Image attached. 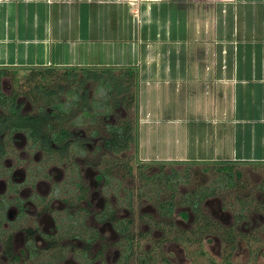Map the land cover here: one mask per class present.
<instances>
[{"label":"crops","instance_id":"obj_1","mask_svg":"<svg viewBox=\"0 0 264 264\" xmlns=\"http://www.w3.org/2000/svg\"><path fill=\"white\" fill-rule=\"evenodd\" d=\"M0 67L131 68L141 160L264 163V0H0Z\"/></svg>","mask_w":264,"mask_h":264},{"label":"flooded vegetation","instance_id":"obj_2","mask_svg":"<svg viewBox=\"0 0 264 264\" xmlns=\"http://www.w3.org/2000/svg\"><path fill=\"white\" fill-rule=\"evenodd\" d=\"M4 80L0 95V264H132L142 242L152 240L155 235L148 226L143 230L142 220L149 225H160L154 215L144 211L133 219L136 203L143 198L147 203L160 204L158 217L164 228L169 227L166 233L160 230L163 237L154 242L157 251L163 250L164 240L170 237L173 242L190 240V233L194 231L179 226L178 216L189 218L191 206L187 203H211L216 201L213 198L218 197L217 193L200 202L192 200L190 195L194 189L177 190L178 173L166 174L163 168H144L143 165H150L144 162L150 161H143L138 156L137 179L141 183L143 179L152 184L164 183L171 189L170 197L166 199L158 191L151 195L143 191L133 195L129 191L121 198L124 206L114 209L119 200L114 195L113 198L107 195L111 184H121L134 171L132 165L122 169L117 162V166L112 167L104 159L110 152L104 125L110 120L102 119L97 123L90 120L74 123L70 118L60 120L57 125L64 123L70 135L58 143L45 120L31 119L37 116L36 112H30L22 104L20 95L15 100V91L4 90ZM85 97L88 101V94ZM53 117L57 119L58 113ZM94 124H99L98 130L101 129L95 137L92 135L94 126L91 127ZM88 126L89 130H86ZM135 149L138 155L137 146ZM153 162L163 165L162 161ZM100 164L106 165V169H101ZM110 166L120 170L121 176L117 177L116 172L112 175ZM159 175H164L162 181ZM99 177L101 181H98ZM96 197L99 206L94 202ZM237 201L251 203L242 197ZM168 203H177L171 212L162 207ZM158 208V204L155 205L157 213ZM220 210L223 211L222 207ZM191 212L193 220L197 221V215L192 209ZM239 217L236 218L246 222V217ZM224 227L235 228L233 225ZM105 228L110 231L109 235ZM225 234L224 240L232 250L236 232ZM204 235L200 233V243L205 239Z\"/></svg>","mask_w":264,"mask_h":264},{"label":"rangeland","instance_id":"obj_3","mask_svg":"<svg viewBox=\"0 0 264 264\" xmlns=\"http://www.w3.org/2000/svg\"><path fill=\"white\" fill-rule=\"evenodd\" d=\"M10 72L11 75H7L4 78V90L7 92H18L21 96L22 104H24L30 112H36L35 106H31L29 103L31 100L27 92H24L31 84L27 80L31 70L11 69ZM57 72L62 73V70H58ZM78 77H80V75ZM42 79L45 81L44 77ZM61 84L64 86L65 82L62 81ZM89 96L88 90V97ZM55 113L57 112L54 111V114ZM132 116H134V113H132ZM110 120H115V117L111 116ZM91 127H93V125ZM86 130H89V126ZM95 143H98V141ZM135 146L136 144L133 140L128 150L120 152L119 154L109 152L104 158L106 163L110 162L112 167L115 163V166H117L118 162V165L122 169L126 168L127 164L132 165L134 171V174H132V176L128 175L121 181V184H119V182L111 184V188H109L111 191L107 195H111V198H113L114 195L117 197V201L119 200L117 203L119 205L117 207L115 206L114 209L117 208L119 210L120 207L124 206V203H121V198L124 193L126 194L129 191L133 193V195L135 193L138 194L140 191L150 195L157 194L158 191L160 196H165L166 199L170 197L171 189L164 186V183L155 182L152 184V182L146 181L145 179H143L141 183L137 179L135 173L139 161ZM96 158H98V156ZM144 163H150V165H143V167L147 169L158 170L159 168H163V172L166 174L175 173L177 175L178 173L179 176L177 179L179 180L175 183L178 185L176 187L180 192L191 190L197 185L200 186L204 184L216 188L218 197L213 198V200L216 201L202 204V212L207 218H199V224L205 222V220H210V222L215 225L205 233V239L201 240L200 243L198 240L200 233L197 232L198 222L193 220L192 208L190 209L189 207L188 210H190L189 214L191 216L184 219L180 215L178 216V220L179 226L194 231L190 233V240L185 242L174 240L175 242H173V238L170 237L169 239H165L162 244V249L164 251H159V249L157 251L154 242L163 237L160 230L166 233L169 231V227L166 226L164 228L162 225L163 222L158 217L161 209L160 204L147 203V200L143 198L141 201L139 200L140 202L137 201L136 203V214H133V219L137 218L140 212L144 211L154 215L156 220L160 222V225L159 227L154 224L149 225L146 220H142L144 224L143 230L149 227L150 231H154L155 235L152 240L148 239V241L142 242V247L137 250V254L131 262L132 264H264V188L261 187H264V163L240 162L236 164L233 173L235 175V180H237V184L231 189L225 183L226 175L218 171L221 165L214 164V162H164V165L153 161ZM104 167H106V165L100 164L101 169H106ZM113 172H116L117 177L121 176L120 170L119 172L116 171V169L111 170L112 175H114ZM189 175L190 181L187 182ZM215 179L218 180L217 183L214 182ZM98 181H101L100 177ZM238 197H242L245 201H250L251 203H239V201H237ZM94 202L96 206H99L97 205L98 197L95 198ZM157 204L159 207L157 209V211H159L158 213L154 209ZM242 205L246 207V210L243 212L246 217V222L244 223L242 219L238 220L236 218L237 215H240L239 213ZM221 207L223 211L220 210ZM194 214L196 213L194 212ZM195 218L198 220L197 216ZM228 225L235 226L234 232H236L235 247L232 250L227 246L228 243L224 240L226 234L223 228ZM175 226L177 228L179 227L178 225ZM105 233L109 235L110 231L108 228H105Z\"/></svg>","mask_w":264,"mask_h":264},{"label":"trees","instance_id":"obj_4","mask_svg":"<svg viewBox=\"0 0 264 264\" xmlns=\"http://www.w3.org/2000/svg\"><path fill=\"white\" fill-rule=\"evenodd\" d=\"M11 69L16 68L0 67V95L2 79L7 75H11ZM29 69L31 72L27 80L31 84L24 92H27L31 103L35 106L36 113L34 114L37 115L29 118L45 120L47 127L52 131L53 139H57L58 143H62L70 135V132L65 129V124L59 123L57 125L58 121L70 118L73 119L72 122L77 120H90L97 123L102 119L110 120L111 116L115 117L117 121L110 120L109 123L104 125L107 136L105 138L109 141L107 144L110 152L119 154L120 152L128 150L131 142L136 140L137 121L135 116L137 110V95L135 91L134 70L131 68H127V71H114L113 69L94 70L82 67H33ZM58 70H62V73H58ZM79 75L80 77H78ZM41 77H44L45 81ZM62 81L65 82L64 86L61 84ZM88 90L90 96L88 97V101H86L85 96L88 94ZM18 95V92L14 93L15 100ZM134 109L135 111H133ZM54 111L58 113L57 119L52 115ZM15 113L18 112L15 110ZM132 113L135 115L132 116ZM98 125H93L92 135L94 137L100 133ZM77 143L82 147L80 142ZM162 164L164 165V162ZM214 164L221 165L218 171L226 175L225 182L227 185L235 186L237 184L233 169L238 163ZM127 168H130L129 164H127ZM110 169L113 170L112 167ZM161 177H164V175L158 176L160 181H162ZM217 181L215 179L214 182L217 183ZM261 187L264 188L263 186ZM193 189L194 193H191V199L197 200L198 202L216 193V188L209 187L206 184L198 185L197 188ZM176 204H163L162 207L164 210L168 209L171 212ZM187 204L197 214V232L203 234L208 232L215 224H212L210 220H205V222L199 224V218H207L201 211L203 203ZM245 210L246 207L242 205L239 218H245V216L241 215ZM223 230L225 233L231 235V232H234V227L223 228Z\"/></svg>","mask_w":264,"mask_h":264}]
</instances>
